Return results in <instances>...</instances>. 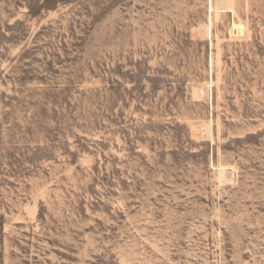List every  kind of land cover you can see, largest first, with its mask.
Masks as SVG:
<instances>
[{
	"label": "rangeland",
	"instance_id": "374dc122",
	"mask_svg": "<svg viewBox=\"0 0 264 264\" xmlns=\"http://www.w3.org/2000/svg\"><path fill=\"white\" fill-rule=\"evenodd\" d=\"M0 264H264V0H0Z\"/></svg>",
	"mask_w": 264,
	"mask_h": 264
}]
</instances>
